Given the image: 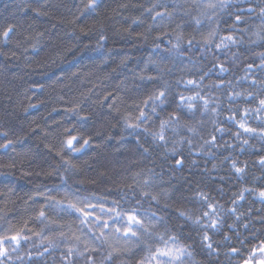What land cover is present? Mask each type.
Masks as SVG:
<instances>
[{
	"label": "clouds",
	"instance_id": "clouds-1",
	"mask_svg": "<svg viewBox=\"0 0 264 264\" xmlns=\"http://www.w3.org/2000/svg\"><path fill=\"white\" fill-rule=\"evenodd\" d=\"M210 2L214 0H40L39 14L31 23L14 28L7 40L0 36V57L11 56L25 68L42 66L45 73H51L45 79L56 71L67 73L61 64L71 68L93 61L89 72L57 80L59 91L41 88L37 101L44 111L38 117L20 118L23 112L39 111L30 100L27 107L17 102L11 113L0 110V233L26 220L34 232L40 230L35 219L41 202L37 193L65 201L76 196H87L90 201L102 198L99 203L118 208L122 214L135 212L148 228L140 229L139 238L117 240L114 228L119 225L123 230L125 217L112 221L108 228L112 242L131 249L116 257V264H137L147 246L164 247L165 241L182 245L185 251L178 260L161 257L163 264H216L212 260L215 251L208 254L203 235L211 233L213 244L221 248L231 237L217 239L223 231L213 229L211 219L220 221L223 230L231 220L232 229L246 217L251 223L249 211L253 210L264 223V200L258 195L264 189V164L258 162L264 156V105L259 103L264 100V67L250 73L246 67L259 65L264 54V0H228L226 9L215 10L207 7ZM24 5L31 6L29 0H21L18 10L23 12ZM157 12L166 14L157 16ZM229 13L238 14L241 21L236 23ZM3 28L0 25V33ZM212 32L214 36H209ZM225 32L233 33L236 41H224L217 49ZM83 33L95 41L93 46L82 45ZM49 37L58 41L63 37L64 42L41 48ZM110 42L132 43L139 55L132 59L109 47ZM90 52L97 53L99 61ZM220 64L223 70L217 67ZM0 69L4 72L0 104L19 96L21 88L26 98L35 95L24 86L35 72H26V79L17 82L7 77L6 63H0ZM97 72L104 73L102 79L90 75ZM92 81L106 86L93 91ZM105 92L115 95L105 100ZM62 102L69 107L59 113L56 108ZM49 120L54 126L42 138L50 145L44 153L30 141L33 127L43 132ZM241 124L254 131H245ZM71 136L79 139L70 148L66 140ZM213 136L215 142H211ZM181 155L184 162L177 166L174 161ZM233 161L242 169L240 173L233 170ZM214 171L225 186L212 179ZM42 175L47 179L41 180ZM208 203L216 206V213L195 223L208 210ZM233 207L238 220L229 211ZM9 213L14 215L9 218ZM49 214L70 223L81 242L94 243L100 250L95 264H104L108 249L93 235L102 225L91 220L82 224L74 212L54 205ZM29 235L20 248L14 249L9 242L5 264H32V260L62 264L55 253L77 243L71 238L57 239L55 253L38 256L47 241ZM205 254L208 259L197 258Z\"/></svg>",
	"mask_w": 264,
	"mask_h": 264
},
{
	"label": "snow or ice",
	"instance_id": "snow-or-ice-1",
	"mask_svg": "<svg viewBox=\"0 0 264 264\" xmlns=\"http://www.w3.org/2000/svg\"><path fill=\"white\" fill-rule=\"evenodd\" d=\"M207 7H210L213 10H215L216 8L226 9L228 7V0H214V2H210ZM249 11H251V9H249ZM261 11L264 12V9H262ZM165 14V12H157V16H163ZM167 15L170 16L171 13H167ZM229 16L236 23H239L241 21V17L238 14L232 17L231 13H229ZM195 23L200 24V19L196 18ZM13 31L14 27L12 25H9L2 33H0V36H3L4 39L7 40ZM182 35L183 34L181 33V36ZM209 36H214V32L209 33ZM224 41L235 43L236 37L231 32H225L221 35L220 43H217L215 45L216 48L220 49ZM188 43L191 44L192 41L189 40ZM224 46L228 47L230 46V44H225ZM217 67L221 70L224 69L223 64L217 65ZM246 67L249 70V73L253 68L264 67V54H261V63L259 65L255 63H248ZM194 82L195 81H189V83ZM253 83H255V80H253ZM104 99L107 100L108 96H105ZM180 99L181 101H183L184 97H180ZM259 103L261 105H264V100H260ZM240 127L245 131H254L247 128L243 124H241ZM77 139H79V137L77 136H71L67 138L66 145L70 148L73 147ZM160 139L161 141L164 140L163 132H161L160 134ZM215 140V136L211 137V142H215ZM88 143V139L83 140L84 145H87ZM183 162L184 159L182 155L177 156L174 161L177 166H179ZM258 162L264 164V156H261ZM232 164L233 170L235 172L240 173L242 171V169L235 161H233ZM248 191H251V189H248ZM143 194L148 195L149 193L145 192ZM66 195L70 196V194L67 193ZM91 195L95 196L96 194L92 193ZM258 195L260 199L264 200V189L260 190ZM36 196H39L41 198V202L39 204L35 217L40 225V230L34 232L33 226H30L31 221L28 220H26L19 226L10 224L9 228L5 230V233H0V264H5V260L9 258V242H12V246L14 249L20 248L22 240H28L31 238L29 234L37 237H43V239L47 241V244L44 246V252L38 253V256H43L45 252H48L49 254L55 253L58 247V245L56 244L57 239L65 240L71 238L72 240L77 241V243L74 245L67 244L65 245L64 249L59 252V258L62 261V264H81V261H83V264H95L97 254L100 250L92 242H81V237L72 230V225L70 223L60 221L58 219H53L52 215H55V213H53L52 215L49 214V208L53 205L57 209H68L70 212H74L76 216L80 218V222L82 224H87L88 221L91 220L97 224L102 225L99 232L93 233V235L96 240L102 241V244L108 249L106 255L103 257L104 264H116V257L121 256L128 251H131V249H128L126 247H118L112 242L110 234L108 232V228L111 226L113 220L119 218L121 215L125 217L126 226L123 228V230H121L119 225L114 228V233L116 234L117 240L124 239L127 241L129 237L139 238V231L141 228L144 231H148V228L144 224V221L135 212L122 214L119 212L118 208L113 209L112 207H109L104 203H99L98 201L102 198H98L97 201H90L89 197L87 196H76L74 199L68 198L65 201L56 199L55 196L46 195L44 193H37ZM201 196L205 201H207V196H205L203 193H201ZM152 199H157V197L152 196ZM243 199L244 197L241 196L240 200L243 201ZM233 203H235V201ZM207 209L208 210L203 213L202 217H199L194 221L195 223L200 224L202 220L208 219L210 214L216 213V206L214 204L208 203ZM229 211L233 213L235 219H239V215L237 214V210L235 207L229 209ZM104 213H108L109 218L106 219L104 217ZM181 215L186 214L182 212ZM188 219H191V217L189 216ZM202 226L208 227L209 225L204 224ZM210 226L213 229L220 228L221 231H223L221 222L216 219L210 220ZM244 226L247 227V225ZM228 227H234V225L229 224ZM227 237L228 235H224L225 239H227ZM160 239L164 240V237L161 235ZM170 239L175 240L177 238L175 236H172L170 237ZM202 243H204V246L209 249V255H211L213 251H217V249L213 247V242L209 233L206 232L203 235ZM184 251V246L176 244L169 245L167 241H165L164 247L158 246L153 249L150 246H147L145 249V253L141 256L140 260H138L137 264H163L161 257H168L171 260H178L184 254ZM230 251L233 253H238L239 249L233 247L230 249ZM259 251L261 253H264V243L261 244ZM27 255L29 256V259L32 260L31 252H28ZM32 264H38V262L36 260H32ZM243 264H253L252 256L250 255L247 259L243 260ZM256 264H264V258H260L259 260H257Z\"/></svg>",
	"mask_w": 264,
	"mask_h": 264
},
{
	"label": "trees",
	"instance_id": "trees-1",
	"mask_svg": "<svg viewBox=\"0 0 264 264\" xmlns=\"http://www.w3.org/2000/svg\"><path fill=\"white\" fill-rule=\"evenodd\" d=\"M30 7L24 5V11H19V7L21 6V0H0V25H3L5 30L9 25H12L14 28L18 27L20 24H24L25 27L27 23H31L32 20L39 14V3L40 0H29ZM47 18H44L42 22L46 23ZM31 31V30H29ZM38 31H42V29H38ZM55 31V29H53ZM71 35V33H69ZM35 35V33H33ZM87 34H81V42L82 45L85 47H91L95 44V41L90 38H85ZM134 39H139V37H134ZM63 37L61 40H57L55 37H49L48 39L44 40L41 48H44V45H53L57 43H63ZM109 47H115L117 51L126 52L132 59H135L139 53H136L133 50L132 43L125 44L124 42L120 43H109ZM139 47V45H137ZM49 49H45L48 51ZM83 54V53H82ZM90 56H92L96 61H99L100 57L95 52H90ZM0 63H6L7 65V77L9 79H16L17 82L23 81L26 79L25 73L26 72H35V75L28 80L27 84L24 85L25 87L30 88L31 93H35V95H29L27 98L23 93V89L21 88L19 96L15 99L5 98L3 103L0 104V110L7 111L11 113L16 106L17 102H22L23 107H27V103L29 100L33 103V105L39 109V111H29L23 112L22 116L20 117L23 119L24 117H38L40 112H43L44 109L40 108V104L37 101V96L40 94L41 88L47 90V92H52L54 90L59 91L60 85L57 84V80H63L64 76L71 75L72 73L80 74L81 72H89V67L92 65V60H85L84 66L82 65H74L71 68H68L67 64H61V67L67 69V73L56 71V75L53 76L51 79H45V75H51V73H45L44 68L39 65H33L29 67L19 66V61H14L13 57L11 56H3L0 57ZM69 64L72 63L71 59L68 61ZM103 68V65H100ZM90 75H95L98 78H103L104 73L97 72V73H90ZM4 72L3 69H0V79H3ZM103 83L92 81L89 84V87L92 88L93 91H96L98 88L105 87ZM110 91V90H109ZM63 92L61 91V95ZM105 96H108V92L104 93ZM115 93L112 94L114 96ZM112 96H108V99H112ZM41 100L44 99L43 96L40 97ZM69 107L68 104L62 102L59 106H57L56 111L59 113H63ZM55 116V114H53ZM56 120H59V117H55ZM53 123L51 120L48 121L47 128L42 132L40 127H33V137L31 138L30 144L31 146L40 145L41 151L47 153L50 151V145H48V141H43L42 138L48 135V130L53 127ZM26 143H29L28 138H26ZM45 145H48L45 147ZM95 147V143L93 145ZM184 159V157H183ZM224 173L221 172L220 175ZM41 180L47 179L45 176L40 177ZM212 179L220 183L221 186L223 185L222 182L219 180V176L214 171L212 174ZM25 183V182H21ZM30 187V185H29ZM19 187L17 188V191ZM234 190V189H233ZM215 195V193H213ZM2 199V197H0ZM41 199V198H40ZM243 203V202H241ZM260 206L257 204V208ZM14 213H9V218H11ZM249 216L252 217V222L249 223V219L246 217L242 223L239 221L236 224L235 228L229 229L228 225L231 224V220H228L225 223L224 230L217 236L219 239L221 236L228 235L231 239L224 241V247L221 248L216 244H213V247L217 249L215 253H213L212 260L216 262V264H243V260L247 259L250 255L252 256L253 264H256V261L260 258H264V253L259 251L261 244L264 243V223H261L259 217L257 216L256 212L253 210L249 211ZM235 219V218H234ZM16 223V221H13ZM244 225H247L245 227ZM19 226V224H17ZM30 226L32 224L30 223ZM211 235V233H209ZM238 248V253H233L230 251L231 248ZM56 256L59 255V252L55 253ZM198 259H208L207 255L205 256H198Z\"/></svg>",
	"mask_w": 264,
	"mask_h": 264
}]
</instances>
